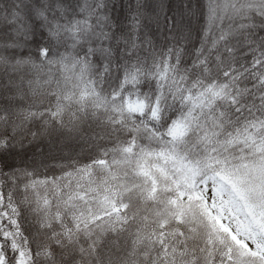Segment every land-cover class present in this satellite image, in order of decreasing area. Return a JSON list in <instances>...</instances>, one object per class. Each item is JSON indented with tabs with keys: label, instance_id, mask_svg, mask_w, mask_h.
I'll return each instance as SVG.
<instances>
[{
	"label": "snow or ice",
	"instance_id": "1",
	"mask_svg": "<svg viewBox=\"0 0 264 264\" xmlns=\"http://www.w3.org/2000/svg\"><path fill=\"white\" fill-rule=\"evenodd\" d=\"M0 264H264V0H0Z\"/></svg>",
	"mask_w": 264,
	"mask_h": 264
}]
</instances>
